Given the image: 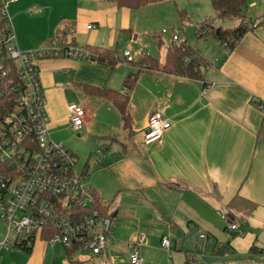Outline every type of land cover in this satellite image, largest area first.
I'll use <instances>...</instances> for the list:
<instances>
[{
    "label": "crops",
    "instance_id": "1",
    "mask_svg": "<svg viewBox=\"0 0 264 264\" xmlns=\"http://www.w3.org/2000/svg\"><path fill=\"white\" fill-rule=\"evenodd\" d=\"M108 3L103 9H81L75 20L57 26L54 38L79 46L76 35L86 34L87 45L99 41L120 54L140 47L132 48L137 35L132 37L131 8ZM253 3L248 16L258 7ZM120 13L124 16L118 25ZM248 19L257 21V27L233 49L213 36L201 38L196 47L206 61L201 79L162 67L141 69L129 91V130L115 105L83 93L76 84L122 90L125 76L134 70L131 65H121L114 75L117 66L111 69L88 59L38 61L50 129L70 127L71 104L86 110L81 130H91L98 121L109 123L104 164H93L88 182L114 218L107 242L110 264H131L128 242L139 233L146 236L144 264H189L192 254L199 255L197 264H261L264 259V117L253 101L264 98V13ZM90 24L95 27L88 29ZM107 24L110 31L103 36L101 28ZM118 35L132 38L128 48L118 49ZM21 43L23 51L39 48ZM166 51L158 57L161 65ZM155 113L169 119L171 127L160 141L145 144L144 133ZM221 213L234 219L243 234L230 232ZM200 233L211 241L201 239ZM163 237L174 244L172 252L161 247ZM40 241L39 246L49 245ZM93 260L99 264L101 259ZM63 263L83 264L84 258L74 254L72 263Z\"/></svg>",
    "mask_w": 264,
    "mask_h": 264
},
{
    "label": "built area",
    "instance_id": "2",
    "mask_svg": "<svg viewBox=\"0 0 264 264\" xmlns=\"http://www.w3.org/2000/svg\"><path fill=\"white\" fill-rule=\"evenodd\" d=\"M15 1L0 0V228L3 231L0 254L3 250H24L42 240L50 246L61 244L66 249L78 247L90 251L101 259L99 264H110L107 242L114 218L92 209V191L84 187L75 171L77 156L63 142L52 139L38 67L40 59H90V52L59 38L38 49L20 50L9 13V5ZM253 6L255 3L249 5ZM29 11L37 13L41 9L31 7ZM245 23L253 29L258 22L247 19ZM94 27L88 25V29ZM180 30L178 27L172 32L177 43L187 39ZM167 32L162 30V34ZM121 55L134 61L144 55V49L128 48ZM253 101L264 117V98L254 97ZM69 114L70 127L80 131L86 110L79 104H71ZM170 127L169 119L161 113L153 114L144 133V143L160 141ZM78 207L87 212L80 214ZM221 216L230 232L243 234L238 223L230 222L226 213ZM199 236L211 241L205 233ZM145 243L144 233L128 242L131 264H144ZM218 246L226 250L223 243ZM161 247L169 252L174 250L167 237L162 238ZM198 256L192 254L189 264H197Z\"/></svg>",
    "mask_w": 264,
    "mask_h": 264
},
{
    "label": "rangeland",
    "instance_id": "3",
    "mask_svg": "<svg viewBox=\"0 0 264 264\" xmlns=\"http://www.w3.org/2000/svg\"><path fill=\"white\" fill-rule=\"evenodd\" d=\"M254 1L258 4V7L250 10V18L251 16L252 18L259 17L264 13V0H248V5ZM106 5H110V3L104 2V0H17L14 4L9 5L17 46L20 50H23L21 49L23 48L21 41L29 44L36 43L39 48L45 46L46 42L54 39L57 26L60 24V27H62L69 20H75L81 9H103L106 8ZM31 7L40 8L41 12L31 13L29 11ZM123 16H121V13L118 15V25L122 23ZM130 19V27L135 32L132 37L135 34L137 35V41L133 43L132 48L144 46L143 49L146 53L150 52L156 57L163 58V52H165L166 48L173 43H177L172 39L174 29L180 27L181 36L183 38L186 37L188 43L197 47V44L201 41V38L197 36V26L207 20L213 22L215 16L211 0H164L131 9ZM74 23L72 21V24ZM236 24L237 22L233 20H225L220 23L224 28L234 27ZM163 29H167L168 32L162 34ZM49 30H52L53 33L47 36ZM101 31L104 33L103 36L107 35V31H110L109 25L103 26ZM76 36L80 47L87 45L88 35L81 34ZM130 39H132L130 36L118 35L116 37L119 45L118 49L127 47ZM97 44L103 45L104 43L98 41ZM121 65L127 67V62L119 63L113 70L114 75L119 72ZM81 94L84 96L82 92ZM96 123L95 127L93 126L89 131L84 129L78 132L71 129L69 124L61 126L59 129H50L52 139L63 142L77 156L78 161L75 171L82 178V183L86 189H90L88 179L92 175L93 164L98 163L103 166L102 149L104 147L107 148V144H109V141L107 142L109 135L106 136L107 134H104L109 123L107 121L104 124L100 121ZM86 164L90 168L85 176L82 173ZM0 234H3L1 228ZM39 245H41L40 240L35 242L32 253H28L25 250H3L0 254V264H64L63 261L67 259V249L63 245ZM33 252H36L35 255ZM74 254L75 257L84 258L83 264H96L98 261L93 260V258L96 259L98 257L93 256L90 251L78 250ZM262 255H264V252ZM260 263H264V259H261Z\"/></svg>",
    "mask_w": 264,
    "mask_h": 264
},
{
    "label": "trees",
    "instance_id": "4",
    "mask_svg": "<svg viewBox=\"0 0 264 264\" xmlns=\"http://www.w3.org/2000/svg\"><path fill=\"white\" fill-rule=\"evenodd\" d=\"M116 4L118 7H127L131 9L140 8L149 3L161 2L164 0H105ZM214 11V21L207 20L200 26H197V36L204 38L213 36L225 44L228 48L233 49L242 37L251 29L246 25L248 19V0H211ZM225 20L236 21L234 27L224 28L220 22ZM217 23V24H214ZM218 28L220 29L217 32ZM90 52V61L108 66L114 69L119 63L127 62L134 70L129 71L123 81L122 90H114L106 87H98L86 83H78L77 88L83 93L91 96H97L108 100L115 105L120 111L122 126L124 129H130L132 119L129 112V91L133 88L137 81L140 70L143 68L159 69L160 67L167 72H174L183 77L192 79L203 78L202 68L205 67L206 61L200 55L195 45L188 43L187 39L183 43H173L167 48L163 64L156 56L144 54L139 59L127 61L123 58L116 48H109L100 45H86L84 47ZM125 61H124V60ZM88 164H86L83 175L88 174ZM94 197L93 210H98L102 214H108L105 206L101 203L97 194L92 191ZM80 214L86 213L87 210L79 208ZM230 222L234 219L229 217ZM44 237V236H43ZM34 245L26 247L24 250L32 253ZM78 251V247L67 248V259L72 263L74 261V253ZM262 252V251H261ZM264 264V263H261Z\"/></svg>",
    "mask_w": 264,
    "mask_h": 264
},
{
    "label": "water",
    "instance_id": "5",
    "mask_svg": "<svg viewBox=\"0 0 264 264\" xmlns=\"http://www.w3.org/2000/svg\"><path fill=\"white\" fill-rule=\"evenodd\" d=\"M219 31H220V29L218 28L217 32H219Z\"/></svg>",
    "mask_w": 264,
    "mask_h": 264
}]
</instances>
